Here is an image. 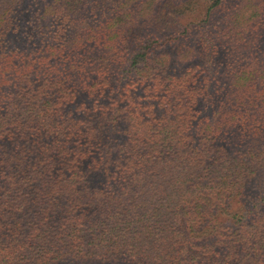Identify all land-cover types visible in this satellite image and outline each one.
I'll return each instance as SVG.
<instances>
[{"label": "trees", "instance_id": "obj_1", "mask_svg": "<svg viewBox=\"0 0 264 264\" xmlns=\"http://www.w3.org/2000/svg\"><path fill=\"white\" fill-rule=\"evenodd\" d=\"M0 264H264V0H0Z\"/></svg>", "mask_w": 264, "mask_h": 264}]
</instances>
